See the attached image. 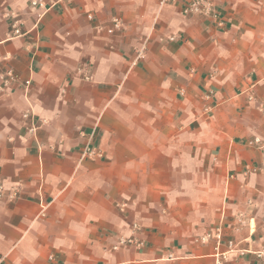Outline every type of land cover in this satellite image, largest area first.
Masks as SVG:
<instances>
[{
    "label": "crops",
    "instance_id": "obj_1",
    "mask_svg": "<svg viewBox=\"0 0 264 264\" xmlns=\"http://www.w3.org/2000/svg\"><path fill=\"white\" fill-rule=\"evenodd\" d=\"M30 1L0 0V74L17 76L0 78V181L20 193L0 198V264H212L198 237L217 227L221 249L264 245V0H212L223 27L188 0H72L40 20ZM132 222L143 244L113 250Z\"/></svg>",
    "mask_w": 264,
    "mask_h": 264
},
{
    "label": "built area",
    "instance_id": "obj_2",
    "mask_svg": "<svg viewBox=\"0 0 264 264\" xmlns=\"http://www.w3.org/2000/svg\"><path fill=\"white\" fill-rule=\"evenodd\" d=\"M72 0H31L30 5L32 8L36 9V18L40 20V18L47 12L49 9L54 8L55 6L68 3ZM38 10V11H37ZM182 13L184 15H192L197 14L203 17H206L213 21L217 27H223L224 23L221 20L220 12L217 7L214 5L212 0H188L186 4L182 8ZM121 27V22L119 19L113 20V26L109 28L107 31L109 33H114L116 29ZM23 32L18 27L17 20H14L12 23V36H20ZM173 38V37H171ZM147 38L143 39L139 46L135 49V55L133 59V63L137 62L144 56V52L146 49ZM2 61V59H0ZM76 74L82 79L89 80L90 75L83 69V66H80L76 70ZM0 78L4 85H8L10 83L17 81V76L13 72L11 68H6L1 72ZM25 86L29 84V80L24 81ZM25 117H30V125L29 131L32 132L38 128L37 123H35L32 118V113L30 110L24 113ZM42 123V121H41ZM251 144L256 145L259 148H264V139L260 137H254L251 141ZM92 150L86 146L84 150L80 153L79 160H83L86 156L91 155ZM19 187L17 185H5L2 181H0V198H5L6 200L13 201L19 197ZM125 203H118L117 208L119 211L123 212L125 209ZM140 227L137 222H132L130 227L129 235H118L116 238V242L112 245V249L116 250L119 248L127 247V246H141L142 240L138 238V231ZM211 236L216 239L217 245L215 247L214 261L212 264H228L232 257L236 256H244L247 254L252 255L257 261L261 264H264V245L259 247H241L237 241L228 240L226 243V248L221 249L220 240H221V228L217 227L213 232L205 233L198 237V240L201 242L207 241Z\"/></svg>",
    "mask_w": 264,
    "mask_h": 264
}]
</instances>
